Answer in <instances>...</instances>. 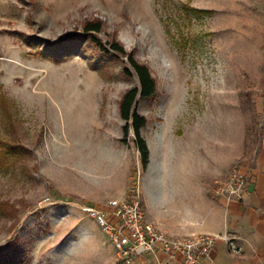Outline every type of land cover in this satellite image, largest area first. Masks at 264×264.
Wrapping results in <instances>:
<instances>
[{
    "label": "rangeland",
    "instance_id": "374dc122",
    "mask_svg": "<svg viewBox=\"0 0 264 264\" xmlns=\"http://www.w3.org/2000/svg\"><path fill=\"white\" fill-rule=\"evenodd\" d=\"M258 11V0H0V249L22 247L24 264L147 263L122 257L87 207L138 198L163 228L180 197L173 170L201 167L210 195L253 155L264 129ZM89 21L157 81L137 104L146 167L120 114L139 78L91 41Z\"/></svg>",
    "mask_w": 264,
    "mask_h": 264
},
{
    "label": "crops",
    "instance_id": "0c3cea01",
    "mask_svg": "<svg viewBox=\"0 0 264 264\" xmlns=\"http://www.w3.org/2000/svg\"><path fill=\"white\" fill-rule=\"evenodd\" d=\"M258 7L264 22V0H258ZM262 112L264 115V92ZM198 158L201 161V157ZM240 167L251 174V180L243 196L232 200L218 195L216 186L210 195L203 194L201 167L193 174L190 167L171 170V176L178 173L180 197L169 212L172 222L163 228L172 234H226L241 248L239 252L233 251L227 240L218 238L209 264H264V129L257 149L240 163ZM148 257L143 264H156L151 256Z\"/></svg>",
    "mask_w": 264,
    "mask_h": 264
},
{
    "label": "built area",
    "instance_id": "2783aa9c",
    "mask_svg": "<svg viewBox=\"0 0 264 264\" xmlns=\"http://www.w3.org/2000/svg\"><path fill=\"white\" fill-rule=\"evenodd\" d=\"M250 180L249 172L235 166L224 181L216 183L215 192L228 200L240 198ZM87 211L100 222L124 258L151 256L156 264H209L218 238L227 240L231 250H241L226 234L168 232L147 217L138 198L131 202L112 199L109 208L87 207Z\"/></svg>",
    "mask_w": 264,
    "mask_h": 264
},
{
    "label": "trees",
    "instance_id": "16d2710c",
    "mask_svg": "<svg viewBox=\"0 0 264 264\" xmlns=\"http://www.w3.org/2000/svg\"><path fill=\"white\" fill-rule=\"evenodd\" d=\"M102 26L101 21H89L85 24L84 30L87 34H90L91 41L97 45L105 56H126L128 65L124 68V72L127 75L135 73L139 78L140 84L128 89L123 94L120 101V114L125 121L123 125L124 134L129 135L130 131L133 130L135 144L140 153L141 162L146 167L150 161V148L142 135V129L147 124V118L138 111L137 104L139 96L149 99L155 95L157 81L149 67L138 61L134 52L127 51L119 41H112L109 43V46L103 43L95 35L102 30ZM0 144L6 147L4 143ZM25 260L26 254L24 250L15 243H11L4 249H0V264H24Z\"/></svg>",
    "mask_w": 264,
    "mask_h": 264
}]
</instances>
